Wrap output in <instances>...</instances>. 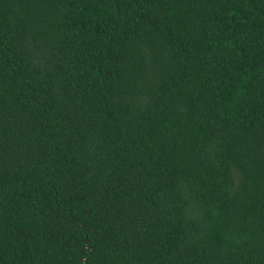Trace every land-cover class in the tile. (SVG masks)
Wrapping results in <instances>:
<instances>
[{"label": "trees", "instance_id": "obj_1", "mask_svg": "<svg viewBox=\"0 0 264 264\" xmlns=\"http://www.w3.org/2000/svg\"><path fill=\"white\" fill-rule=\"evenodd\" d=\"M0 264H264V0H0Z\"/></svg>", "mask_w": 264, "mask_h": 264}]
</instances>
